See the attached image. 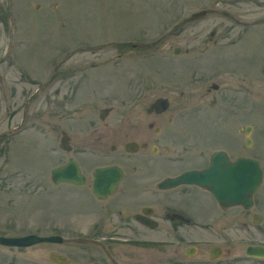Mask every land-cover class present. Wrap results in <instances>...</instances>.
<instances>
[{
  "label": "rangeland",
  "instance_id": "obj_1",
  "mask_svg": "<svg viewBox=\"0 0 264 264\" xmlns=\"http://www.w3.org/2000/svg\"><path fill=\"white\" fill-rule=\"evenodd\" d=\"M133 93H147L143 106L169 98L164 116L185 156L204 161L218 148H241L264 171V0H0V234L84 220L93 168L125 154L123 144L110 149L111 118L102 124L98 111L127 98L133 106ZM247 125L249 146L237 137ZM61 131L70 152L58 147ZM69 157L87 177L83 186L50 180ZM253 202L250 212L264 217V176ZM229 228L230 255L264 264L244 255L248 244L264 245V218L246 215ZM11 254L0 247V264Z\"/></svg>",
  "mask_w": 264,
  "mask_h": 264
},
{
  "label": "flooded vegetation",
  "instance_id": "obj_2",
  "mask_svg": "<svg viewBox=\"0 0 264 264\" xmlns=\"http://www.w3.org/2000/svg\"><path fill=\"white\" fill-rule=\"evenodd\" d=\"M216 32L215 27L210 32L209 41L213 40ZM208 47L204 45L203 51ZM140 95L141 99H137ZM158 98H166L168 103L162 112L151 106ZM146 99L147 93H133V106L126 105L130 102L127 98L122 99L118 110L115 106L99 109H106L104 119L99 118L102 124L111 118L109 132L104 134L114 142L110 149L115 150L116 144L120 143L125 151V154H120L123 160L99 165L121 168L122 176L113 191L104 197L93 194V171L98 166L94 167L88 178L86 197L93 200L88 206L92 212L88 213L89 209L82 211L84 220L60 223L46 219L35 224L33 230L15 234L3 232L0 237L33 234L60 237L62 242L41 241L29 246L0 244L2 249L12 253L4 257L2 264H240L244 260L243 255H230L231 251L225 244L227 228L243 226L245 216L250 214L252 222L255 215L258 216L255 219L261 222L264 218L262 213L250 212L254 203L248 209L243 204L223 206L210 191L198 185L163 186L161 183L184 172L205 168L210 164L211 155L217 151H223L231 162L241 157L259 160L256 156L239 153L241 148L238 151L218 148L204 161L198 158L199 155L185 156L174 147L180 138L173 126L174 120L171 116H164L170 107L169 98L159 96L143 106ZM195 106L191 108L196 110ZM245 127L237 130V137H243L244 145L248 137L252 144L250 134H245ZM252 128L250 126V133ZM104 132L99 135V140ZM191 141L194 145L190 151H196V137ZM128 143L141 148L127 152ZM238 145H241L239 141ZM181 148L186 151L183 146ZM81 173L86 182V175L82 170ZM86 214L88 219H85L88 217ZM208 241L209 245L203 244Z\"/></svg>",
  "mask_w": 264,
  "mask_h": 264
},
{
  "label": "water",
  "instance_id": "obj_3",
  "mask_svg": "<svg viewBox=\"0 0 264 264\" xmlns=\"http://www.w3.org/2000/svg\"><path fill=\"white\" fill-rule=\"evenodd\" d=\"M206 11L194 12L191 19L201 18ZM180 49L176 47L174 53ZM212 88L217 89L215 83ZM157 112H162L168 107L166 98H158L152 104ZM106 109L99 111V117L104 119ZM250 133V126L245 127L246 136ZM70 138L65 131H61L58 147L70 152L72 147ZM251 144L246 137V145ZM141 147H135L132 143L126 145V151L134 152ZM53 183H71L82 185L85 176L82 175L77 161L70 157L63 165L54 167L51 172ZM122 176V170L117 165L96 167L93 171L92 192L98 197H104L113 191ZM262 182V168L257 160L250 158H238L231 162L223 151L214 152L210 157V164L201 170H191L180 174L173 179H167L161 183L163 186H175L179 184H194L206 188L212 193L215 200L223 206L243 204L248 209L253 204V195ZM258 217L255 215V218ZM253 219L258 223V219ZM41 241L62 242L60 237H40L26 235L23 237H0V244L7 246H29ZM248 257L264 258V246L249 245L246 247Z\"/></svg>",
  "mask_w": 264,
  "mask_h": 264
}]
</instances>
